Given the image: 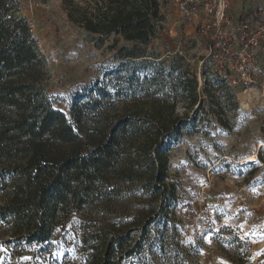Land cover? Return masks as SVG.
Returning <instances> with one entry per match:
<instances>
[{"label": "trees", "instance_id": "16d2710c", "mask_svg": "<svg viewBox=\"0 0 264 264\" xmlns=\"http://www.w3.org/2000/svg\"><path fill=\"white\" fill-rule=\"evenodd\" d=\"M21 5L22 0H0L4 235L24 248L22 253L25 248H44L73 212L99 209L122 195L124 188L135 189L143 205L131 221H111L84 239L89 264L136 263L154 225L165 231L158 239L156 263L169 264L176 236H169L167 219L176 189L168 180V152L188 125L176 109L184 92L198 108L202 102L196 75L185 78L177 61L168 68L161 61L143 82L136 75L152 61L139 58L146 56L145 47L163 28L160 0H63L72 23L102 41L115 36L111 48L120 62L117 72L125 74L107 87L96 80L78 93L70 119L46 93L45 60L30 22L20 15ZM121 39L132 47L118 48ZM129 65L134 66L132 71ZM177 72L172 85L169 76ZM136 231L139 236H132ZM33 259L28 264H35Z\"/></svg>", "mask_w": 264, "mask_h": 264}, {"label": "rangeland", "instance_id": "374dc122", "mask_svg": "<svg viewBox=\"0 0 264 264\" xmlns=\"http://www.w3.org/2000/svg\"><path fill=\"white\" fill-rule=\"evenodd\" d=\"M160 2L163 28L145 47L146 56L139 58L152 60L137 70L140 82L152 76L161 61L165 68L177 61L179 72H185L187 79L193 75H201L204 82L207 79L198 92L200 108L184 92L185 99L176 109L188 125L168 152V180L176 189L167 219L169 236H176L169 264H264L263 91L232 88L216 68L211 72V61L204 59L207 47L202 37L176 23L169 0ZM20 15L30 22L45 60L46 93L69 119L78 93L96 80L107 87L125 75L117 72L120 62L115 58L116 49L111 48L115 36L102 41L72 23L63 0H22ZM123 46L132 44L121 39L118 48ZM205 65L208 69L200 72ZM169 79L174 85L178 72ZM134 190L124 188L122 195L99 209L73 212L62 220L52 244L25 248L26 253L0 227V264H28L31 258L35 264H89L84 239L92 229L111 221H131L143 205ZM131 233L139 236L137 231ZM162 235L164 229L154 225L136 263L125 260L122 264H157ZM35 254L37 258L31 257Z\"/></svg>", "mask_w": 264, "mask_h": 264}, {"label": "built area", "instance_id": "2783aa9c", "mask_svg": "<svg viewBox=\"0 0 264 264\" xmlns=\"http://www.w3.org/2000/svg\"><path fill=\"white\" fill-rule=\"evenodd\" d=\"M262 2L259 9L235 18L231 14V0H169L176 23L186 25L202 37L207 47L204 59L211 61L208 64L211 72L216 68L232 88L245 91L259 88L264 94V0ZM208 65L200 72L207 70ZM197 80L199 89L207 81L204 82L201 75ZM208 81L211 82L210 78Z\"/></svg>", "mask_w": 264, "mask_h": 264}, {"label": "crops", "instance_id": "0c3cea01", "mask_svg": "<svg viewBox=\"0 0 264 264\" xmlns=\"http://www.w3.org/2000/svg\"><path fill=\"white\" fill-rule=\"evenodd\" d=\"M263 6L262 0H231V14L238 18ZM236 11H235V10Z\"/></svg>", "mask_w": 264, "mask_h": 264}]
</instances>
